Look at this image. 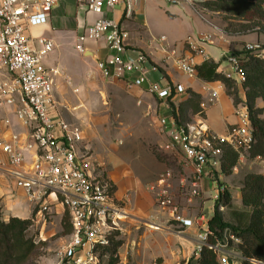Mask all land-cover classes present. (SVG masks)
<instances>
[{"label":"built area","instance_id":"1","mask_svg":"<svg viewBox=\"0 0 264 264\" xmlns=\"http://www.w3.org/2000/svg\"><path fill=\"white\" fill-rule=\"evenodd\" d=\"M62 1L0 0V106L12 108L18 121L28 129L26 139L15 132L8 140L0 139V149L7 156L6 160H0V173L10 176L33 203L31 220L34 224L47 223L50 200L61 203L71 227L70 240L59 252L61 264H100L102 247L109 244L111 237L115 238L116 232L122 231L123 223L132 216L126 205L127 198H117L110 180L90 173L92 161L78 152L82 137L80 127L52 117V111L56 109L53 85L58 70L47 67L44 58L53 50L54 43L42 37L39 47H35L27 35L30 28L46 24L54 6ZM75 1L101 16L77 35L75 50L85 54L87 42L104 41L111 54L96 61V68L104 78L125 79L130 90L138 89L166 99L173 97V90L184 91L181 84L174 87L163 84V74L145 53L130 55L132 52L126 44L128 32L115 19L102 16L106 10L122 4L125 16L131 17L141 0ZM168 1L193 3V0ZM160 41H164V36ZM211 43L212 36L208 33H201L196 40L187 38L185 44L189 53L174 58L175 68L188 78H197L195 56L201 55L207 60L205 45ZM162 49L166 50V47ZM243 50L263 56L262 46L258 43H248ZM226 60L232 67L235 82L242 86L246 77L239 56L230 54ZM132 73L136 76H128ZM151 73H157L158 78L152 80ZM220 88L222 84L212 92L213 97ZM200 107L201 111L192 122L180 124L166 116L158 120L159 133L167 136L160 149L178 155L182 164L192 167L190 183L182 191L188 203L202 196L204 179L217 183L226 148L236 151L239 159L245 160L255 142L249 112L243 102L234 104L238 121L226 135L209 129L202 115L207 103L201 101ZM3 121L10 125L8 118ZM30 151H34V158L27 164ZM254 159L264 165L262 157ZM157 189L158 207L174 222L184 227L197 223L201 228L193 256L199 257L202 249L208 247L216 254L219 264H264L240 255L241 239L229 228L223 230L221 237H216L208 226V216L202 214L194 220L186 217L184 208L172 197L166 178L158 179ZM224 190L225 186H217L213 195L215 202Z\"/></svg>","mask_w":264,"mask_h":264},{"label":"crops","instance_id":"2","mask_svg":"<svg viewBox=\"0 0 264 264\" xmlns=\"http://www.w3.org/2000/svg\"><path fill=\"white\" fill-rule=\"evenodd\" d=\"M197 7L188 3L173 4L168 0H141L136 4L131 17L125 16L122 4L115 6L112 10H106L102 16L115 19L128 32L129 37L126 44L127 48L132 52L130 55H133V52L145 53L151 63L163 74V84H169L172 87L181 84L184 87V91L181 93L173 90V97L170 98V101L176 107V114L178 113L179 103L187 99L191 93H195L200 98V102L205 101L207 103L204 121L209 129L213 133L226 135L238 121L234 112L233 99L227 93L226 86L220 81L207 82L198 76L197 78H188L175 68L174 58L185 56L189 53L185 41L191 34H211L212 43L205 45L207 60L219 63L218 71L234 79L235 75L232 67L226 60L227 55H240L244 46L248 43H258L264 46V32L259 25L246 31L227 29L213 22V19H220L221 22L228 25V22L220 17L221 11L210 10L203 5H197ZM99 17L101 16L89 12L75 0H64L54 6L46 24L30 28L27 31V35L35 47H39V40L42 37L49 38L54 43L53 50L44 58V64L47 67H54L58 70L53 85L56 109L52 111V117L55 119L62 118L68 123L74 124L69 120L73 118H70L72 111L76 110V116L74 117L79 120V123L74 125L80 127L82 135L78 144V152L81 156L87 157L92 161L93 167L90 169V173L95 177L110 180L114 185L116 197L127 198L126 205L129 210L138 215L151 216L153 215L151 212H153L154 199L151 191L144 187L145 183H147L144 177L147 176L144 172L142 174L140 170L144 168L143 164L134 160L129 164L124 156H116L114 149L107 145L106 142H104L101 150L95 151H92L90 147L95 144V139L92 144H89L92 136L89 126L91 124L98 126L101 121L107 118V115L92 113L90 117L87 116L88 122H86V119L83 118L84 110L91 109L93 111L96 109L95 107L101 105L102 94H108L109 83L122 89L126 86L125 79L104 80L95 69L96 61L104 60L111 54L104 41H89L85 44V54L92 52L93 57L85 56V54H80L75 50L77 35L82 33L87 26L92 25ZM239 20L241 22H249L248 20ZM162 36H164L163 42L160 41ZM162 47H166V50L162 49ZM195 61L197 65H200L205 59L201 55H196ZM128 76L135 77L136 74L132 73ZM150 78L155 80L158 78V74L151 73ZM221 84L222 88L218 90L216 97H213L212 92ZM235 86L239 96L242 97L244 93L242 86L236 82ZM131 92L137 104L141 106L139 108L140 119L144 122L153 123L159 135L160 147L166 142L167 136L159 133L158 120L163 116L173 118V110L167 102L168 99L160 98L157 95H148V93L142 95L143 91L138 89H133ZM103 104H106V101ZM257 106L264 107V102L261 98L257 99ZM68 109L69 116L67 114ZM4 118L10 120V125L4 123ZM14 132L20 134L22 139L27 138L28 129L18 121L12 108L0 106V139L8 140L11 133ZM167 153L176 160L180 167L176 173L173 168L169 167L165 175H160L166 178L172 197L184 208L186 217L193 220L202 214L209 217L208 209L205 207V201L208 199L207 194L211 190L215 192L219 184L204 179L202 196L193 199L190 203L186 202L185 196H182V191L190 183L192 167L182 164L178 155L171 152ZM32 158H34V151L27 153L26 163L30 164ZM6 159V154L0 149V160ZM111 161H116L118 165L115 173L116 182L113 177L105 172L104 166L111 163ZM260 165L262 170L259 172L264 174V165ZM148 184H151V182ZM50 213V218L53 221H60L62 215L66 214L61 203L55 199L50 200ZM33 214L34 205L24 195L22 189L15 185L14 180L10 176L0 173L1 219L3 221H7L10 217L27 219L29 217L32 218ZM161 215L159 217L161 221L172 220L165 211L161 212ZM132 217L137 223L145 221L141 218L139 219L137 215ZM175 223L180 229L173 233V236H176L174 239L173 236H169L163 231L155 232L150 227L142 232L146 236V242L149 239L157 238V247L164 251L162 252L163 260L160 263H152L151 260L146 261L139 258V256L135 257L136 255L130 259L121 255L119 264H186L197 246L201 228L197 223H193L188 227ZM143 224L145 223L143 222ZM45 225L39 223L32 225L40 226V239L46 237L43 232ZM139 228L140 226L136 224L132 229V234L135 236L134 242L137 244L140 238L138 234ZM122 231L124 232L123 227ZM129 231L131 232V230ZM129 231L125 228V236H127ZM129 238L128 234L124 242H122L121 248L126 247L130 243ZM172 241H176L175 243L178 244V249L175 251L171 250ZM63 245L60 250L64 247ZM165 249L169 251L167 252ZM136 251L139 252V250ZM181 259L185 260V262L182 263ZM245 264L253 263L246 262Z\"/></svg>","mask_w":264,"mask_h":264},{"label":"rangeland","instance_id":"3","mask_svg":"<svg viewBox=\"0 0 264 264\" xmlns=\"http://www.w3.org/2000/svg\"><path fill=\"white\" fill-rule=\"evenodd\" d=\"M206 2L210 1L193 0L192 4L198 8L197 5H204ZM220 17L227 21L228 25H226L224 22H221L220 19H213V22L224 26L227 29L232 28L233 30L246 31L252 29L254 26H260L261 24V22L256 19L250 20L249 22H241L240 20L238 21V17L225 11H221ZM198 35V33H195L194 35L191 34L189 37L193 40H196ZM262 49L264 55V46H262ZM95 69L99 72V70L96 68V65ZM101 77L104 80H109L104 78L102 75ZM108 87V94H102L101 105L99 107H95L96 109L93 111L91 109L84 110L83 118L86 119V122H88L87 118L90 117L92 113H102L107 115V118L101 121L98 126H94V124L89 126L92 135L89 140V144H92L95 139V144L90 146L91 150H101L104 142H106L107 145L114 149L116 156H124L126 162L129 164L133 160L143 164L144 168L140 170L142 174L144 172V174L147 176L144 177L147 181L144 187L145 189L151 191L154 199L153 212H151L153 215L151 216L138 215L128 209L132 216L137 215L139 219L141 218L142 220H145L143 221L145 224H143V222L137 223V221H135L132 216L127 219V223H123L122 227L124 228V232L125 228H127L128 231L131 230V232L129 231L128 233L130 237V243L126 245V247L121 248L120 245V247L117 248L116 254L119 257L118 264L120 262L121 255L126 256L128 259L136 255L135 257L139 256V258H142L143 260H151L152 263H160L163 260L162 252L164 251L157 247V238H153L152 240L149 239L150 242H146V236L145 234H142V232L150 227L151 230L155 232L163 231L169 236H173V233H176L177 230L180 229V227H178L177 224L170 219L168 221H161L159 219L161 212L163 211L158 207L156 201V194L158 190L157 181L161 177L160 175H165L169 167L173 168L175 173L180 169V167L176 163V160L170 157L167 152L160 149V141L158 139L159 135L153 123L144 122L140 119L141 114L139 112V108L141 106L137 104L136 99L132 96L131 90L127 86L122 89L110 83ZM226 91L233 98L234 89L232 87H227ZM141 94L143 95L145 92ZM105 101L106 104H103ZM167 102L170 105L169 102L172 101L168 100ZM178 108L179 109L176 117L180 123L195 121L198 113L201 111L200 98L192 93L189 97H187V99L179 103ZM68 111L69 109L67 110V114L69 113ZM75 111L76 110L72 111L73 113L71 114L70 118H73L69 120L74 124L79 123V120L74 117L76 116ZM204 114L205 113L202 115L204 116ZM86 143L88 144L87 139ZM260 164L261 163L255 160L252 156H246L245 160L238 158L237 163L232 168L228 169L226 172L221 170L220 176H217V183L225 186V190H228L231 195L230 204L227 206H222V201L219 199V210L222 213L223 219L231 225L243 227L249 220L252 208L243 206L241 191L245 176L249 173H260L259 171L262 170ZM235 166L236 169L234 168ZM104 167L105 172L113 177L115 181V173L118 169L116 161H111V163H108ZM150 182L151 184H148ZM214 194L215 192L211 190L207 194L208 199L205 201V207L208 209L209 217H211L214 213ZM177 199H179V197H177ZM50 215L51 213L47 214V223L43 229V232L46 234L44 239H40L39 237L40 226H32L34 223H32L31 226L25 231V238L32 240L34 243V248L29 256L20 262H16L15 264H61L59 250L63 244L65 245L69 241L71 227L66 214L62 215L60 221H53L52 218H50ZM27 219H30V217ZM136 224L140 226L138 230V234L140 235L138 244L134 242L135 236L132 234V229L134 226H136ZM124 232H116L114 240H121L124 242L125 238L128 236V234L125 236ZM174 238H176V236H173V239ZM175 242H171L172 251L178 249V244ZM136 250H139V252ZM165 250L167 252L169 251L168 249ZM101 256L102 258L100 260V264H108L109 254L102 255L101 252ZM190 258L191 257H189L188 260ZM181 262L184 263L185 260L181 259Z\"/></svg>","mask_w":264,"mask_h":264},{"label":"trees","instance_id":"4","mask_svg":"<svg viewBox=\"0 0 264 264\" xmlns=\"http://www.w3.org/2000/svg\"><path fill=\"white\" fill-rule=\"evenodd\" d=\"M203 6L214 11H225L239 19L261 22L260 28L264 32V0H208ZM241 60V68L246 80L243 83V96L240 97L233 78L218 71L219 63L213 60H205L197 66V76L204 81H220L227 87H232L233 102H243L249 112L251 127L255 142L248 156H260L264 159V107L257 106V99L264 102V55L258 57L255 53L244 51L238 55ZM245 87V88H244ZM192 94V93H191ZM190 94V95H191ZM195 94V93H194ZM197 97L198 95L195 94ZM170 100V99H168ZM173 118L177 120L176 107L172 102ZM185 124V123H180ZM238 153L226 148L221 170L226 172L238 161ZM242 204L251 207L249 220L243 227L231 225L223 219L219 210L220 200L222 206L229 205L231 195L224 190L220 200L215 202L214 213L208 219V226L216 237H221L225 228H229L241 239L238 251L245 258L255 259L264 263V174L249 173L245 176L241 191ZM32 220L11 217L7 222L0 215V264H15L24 260L34 248V243L25 238V231L31 226ZM214 242V237L211 238ZM122 244L121 240L110 238L109 244L102 247V255L109 254L108 264H118L119 257L116 250ZM187 264H219L216 254L212 249L204 247L199 257L192 256Z\"/></svg>","mask_w":264,"mask_h":264},{"label":"water","instance_id":"5","mask_svg":"<svg viewBox=\"0 0 264 264\" xmlns=\"http://www.w3.org/2000/svg\"><path fill=\"white\" fill-rule=\"evenodd\" d=\"M85 56H92L93 57V53L92 52H88L85 54Z\"/></svg>","mask_w":264,"mask_h":264}]
</instances>
